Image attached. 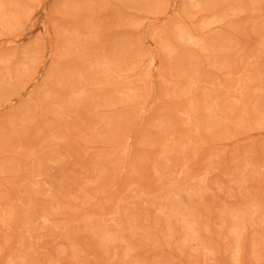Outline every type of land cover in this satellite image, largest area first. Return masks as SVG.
Instances as JSON below:
<instances>
[{
    "label": "rangeland",
    "instance_id": "374dc122",
    "mask_svg": "<svg viewBox=\"0 0 264 264\" xmlns=\"http://www.w3.org/2000/svg\"><path fill=\"white\" fill-rule=\"evenodd\" d=\"M0 264H264V0H0Z\"/></svg>",
    "mask_w": 264,
    "mask_h": 264
}]
</instances>
